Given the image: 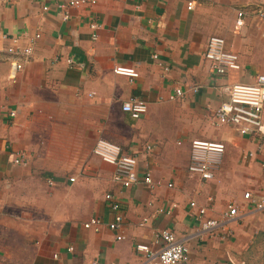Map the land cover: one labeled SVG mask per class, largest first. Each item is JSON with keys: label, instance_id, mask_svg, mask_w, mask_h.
<instances>
[{"label": "crops", "instance_id": "0c3cea01", "mask_svg": "<svg viewBox=\"0 0 264 264\" xmlns=\"http://www.w3.org/2000/svg\"><path fill=\"white\" fill-rule=\"evenodd\" d=\"M67 1L0 0V264H145L137 245L158 251L164 229L188 247L186 264H264V113L247 134L211 118L226 88L264 74V0H95L66 20L57 3ZM18 36L34 55L11 80L7 49ZM213 36L238 55L239 71L211 72ZM118 65L139 77L115 74ZM177 89L184 96L170 101ZM133 97L148 104L139 120L122 109ZM100 140L134 156L155 188L115 183V167L94 153ZM195 140L225 145L209 157L211 179L189 171ZM19 150L26 166L13 164ZM108 193L124 217L119 231L109 228ZM230 204L239 215L227 221ZM94 217L103 224L87 229ZM209 220L219 226L205 230Z\"/></svg>", "mask_w": 264, "mask_h": 264}, {"label": "built area", "instance_id": "2783aa9c", "mask_svg": "<svg viewBox=\"0 0 264 264\" xmlns=\"http://www.w3.org/2000/svg\"><path fill=\"white\" fill-rule=\"evenodd\" d=\"M12 1V0H3ZM56 1V0H46ZM95 0H69L67 2H58L57 6L61 15L67 20L69 19V10L72 8H83L89 5H95ZM195 2L188 3V9L192 10L195 7ZM50 6L43 7L44 11H49ZM237 20V29H242L245 25L246 14L239 12ZM259 17L264 18V10L258 12ZM92 29H98L97 23L91 25ZM41 38V34L35 35V40ZM94 39L97 40V34H94ZM12 44L7 49V52L11 56L12 62L10 79L15 80L19 71L24 68V64L30 60L34 55V45L32 41L27 45L20 47L21 38L13 37ZM204 57L210 64L211 72L215 76H226L232 71H239L241 69L239 57L236 53L226 51V42L222 37H211L206 45ZM114 73L130 78L139 77V73L134 68L125 66H116ZM196 94L199 92V88L193 89ZM226 100L215 110L212 111L211 116L213 124L217 127L230 125L243 127L242 132L244 134L252 132L251 130H258L263 125V113H264V74L258 75L255 83L251 84H234L225 90ZM184 96L182 89H177L170 97V101H175ZM125 113H128L132 118L139 120L147 114L148 104L145 101L136 97L126 101L122 107ZM12 117H15V112L10 113ZM192 148L194 151V160L189 166L191 173L199 174L202 179L208 180L213 177L214 165L209 158L211 154L221 155L225 151V145L223 143L208 142L195 140L192 142ZM94 153L100 156L103 162L111 164L115 167L113 174V181L120 184L125 188H130L134 185L143 182L149 188H155L156 184L150 173H146L140 176L138 171V160L132 156L123 152L122 148L118 145L111 144L107 141L100 140L94 149ZM26 151L19 150L13 159V164L26 166L27 164ZM71 182L75 181V178L70 179ZM168 187L172 188L173 184H168ZM246 200L252 198L251 193L245 194ZM106 201L110 203L112 211L115 213L113 222L109 224V228L112 231H119L122 228L124 217L120 212V204L114 199V196L108 193L105 197ZM258 210H264V190L256 202ZM192 207L196 206V203L191 204ZM234 204H230L224 213V217L227 221L235 220L239 215ZM166 209L159 210L160 213ZM201 214H204V209L199 210ZM169 213V211H167ZM147 222V221H145ZM103 224L102 220L97 217L92 218L85 224L87 229L95 228ZM219 226L216 220H209L204 223L205 230L215 229ZM118 240H122L123 236H118ZM161 248L158 251L151 249L149 245L139 244L137 245V251L144 254L146 257L145 264H186L189 262V249L188 247L178 241L175 233L169 229H164L160 232ZM73 247L70 251H73ZM57 257V256H56ZM95 264H102L97 261Z\"/></svg>", "mask_w": 264, "mask_h": 264}]
</instances>
